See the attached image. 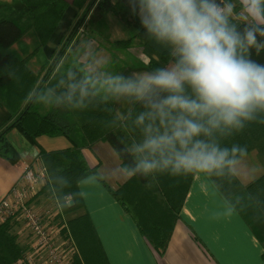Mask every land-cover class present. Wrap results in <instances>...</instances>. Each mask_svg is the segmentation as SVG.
<instances>
[{
  "label": "trees",
  "instance_id": "1",
  "mask_svg": "<svg viewBox=\"0 0 264 264\" xmlns=\"http://www.w3.org/2000/svg\"><path fill=\"white\" fill-rule=\"evenodd\" d=\"M86 1L73 0V3L82 8ZM23 2L19 9L10 6L0 9V101L14 116L0 131V156L13 163L19 159L18 151L6 137L11 128L20 131L32 144H37L40 136L63 134L69 138L71 145L67 148L46 150L40 147L39 151L47 175L41 193L59 205L58 217H63V214L82 205L79 180L96 173L94 168L88 166L82 149L99 140L107 141L117 152L124 169L133 165L134 158L126 149L140 138L135 117L144 110L139 102L134 101L129 113L120 119L114 111V95L110 93L102 97L98 94L96 83L86 72L85 65L78 61L73 46L81 40L92 38L100 48L110 50L113 55L116 52L129 55L138 64L146 63L151 70L173 62L174 53L163 51L160 54L161 63L152 60L143 62L138 57L139 52L135 51L149 44V35L132 15L128 0H89L83 14L40 78L39 73L35 74L27 66V59L33 53L18 58L10 46L26 32L34 30L38 38L35 53L48 41L68 3L66 0ZM224 3L234 4L233 15L230 17L232 24L243 28L250 23L240 15L242 9L239 0H224ZM110 13L122 21L128 32L126 38L112 40L107 18ZM81 26L82 31L73 42L68 60L62 61L57 67ZM260 39L264 41V37ZM250 51L254 60L264 63V44H257ZM72 84L84 86L87 95H82L78 87L69 100ZM215 136L220 147L231 149L237 146L243 148L244 152L233 154L230 151L229 159L233 163L207 174L251 226L256 236L264 242V112H257L256 118L244 122L240 130H232L226 136L216 133ZM252 151L263 172L257 178L243 183L237 177L234 165L240 157ZM193 174L154 175L146 179L136 176L129 178L118 189L110 191L130 215L140 234L159 255H163L166 250ZM147 184L151 186L147 187ZM63 221L74 236L80 252L71 264H109L87 213L67 220L63 218ZM14 225L11 220L0 222V264H12L22 253L16 235L12 232Z\"/></svg>",
  "mask_w": 264,
  "mask_h": 264
},
{
  "label": "clouds",
  "instance_id": "2",
  "mask_svg": "<svg viewBox=\"0 0 264 264\" xmlns=\"http://www.w3.org/2000/svg\"><path fill=\"white\" fill-rule=\"evenodd\" d=\"M128 2L146 34L174 53L170 64L104 82L144 108L135 117L140 138L126 149L134 158L128 178L210 173L233 163L229 152L244 149L220 147L215 134L229 135L264 112V63L250 51L264 44V0H239L250 20L243 28L231 23L234 4L224 0ZM78 87L87 95L72 84L69 100Z\"/></svg>",
  "mask_w": 264,
  "mask_h": 264
},
{
  "label": "crops",
  "instance_id": "3",
  "mask_svg": "<svg viewBox=\"0 0 264 264\" xmlns=\"http://www.w3.org/2000/svg\"><path fill=\"white\" fill-rule=\"evenodd\" d=\"M66 2L68 6L62 18L43 47L34 53L38 38L33 30L26 32L10 46V50L18 58H25L33 53L27 59V66L35 74L39 73L40 78L77 19L83 14L89 0L82 8L75 6L73 0H66ZM23 4V0H0V9L3 6L19 9ZM240 15L243 19L250 21L243 10L240 11ZM107 18L112 40L124 39L128 36L118 17L110 13ZM82 27L65 50L57 67L62 61L68 60L73 42L80 36ZM73 51L78 61L85 65L86 72L96 83L98 94L102 97H107L111 93L108 85L104 83L109 77L117 75L135 77L136 73L131 71L133 69L147 67L151 70L146 63L138 64L129 55L121 52L113 55L110 50L100 48L97 41L92 38L87 41L81 40L73 46ZM163 51L173 53L170 47L157 43L149 36V44L140 51L136 50L135 53L139 52L138 57L143 62L152 60L161 63L160 54ZM114 60H120V66L110 65ZM170 63L172 62L167 64ZM134 101L135 99L128 97L114 96L116 115L123 119L131 110ZM13 119L14 116L0 101V131ZM6 137L18 151L19 159L13 163L0 156V201L10 194L12 189L21 186L19 179L26 166L30 165L35 169L45 168L39 156L40 147L55 150L71 145L69 138L63 134L40 136L37 144H32L16 128H11ZM82 153L88 166L94 168L96 173L79 180L78 190L82 205L63 214V218L67 220L87 213L109 264H264V242L256 236L251 226L230 204L207 173L194 172L166 250L163 255H159L140 234L130 215L110 192L118 189L129 179L111 144L99 140L89 147H84ZM240 162L238 160L237 164ZM257 162L255 178L263 172L259 161ZM245 179H248V176ZM43 201L56 205L54 200L41 193V190L32 199V205L39 210L48 209L49 207H43ZM53 208L60 210L59 205ZM75 210L78 214L71 215ZM12 232L16 235L17 244L23 250L28 243L25 232L21 231L19 225H14ZM72 238L78 256L80 255L78 244L74 236Z\"/></svg>",
  "mask_w": 264,
  "mask_h": 264
},
{
  "label": "built area",
  "instance_id": "4",
  "mask_svg": "<svg viewBox=\"0 0 264 264\" xmlns=\"http://www.w3.org/2000/svg\"><path fill=\"white\" fill-rule=\"evenodd\" d=\"M46 179L45 168L28 165L20 176L19 188L0 201V222L11 220L25 232L28 243L12 264H71L77 248L60 210L36 209L32 199Z\"/></svg>",
  "mask_w": 264,
  "mask_h": 264
},
{
  "label": "rangeland",
  "instance_id": "5",
  "mask_svg": "<svg viewBox=\"0 0 264 264\" xmlns=\"http://www.w3.org/2000/svg\"><path fill=\"white\" fill-rule=\"evenodd\" d=\"M33 32H34V30H33ZM38 57H40V56H38ZM120 64H121L120 60H114L111 62L110 65L118 67V66H120ZM43 110H45V108ZM238 160H240L241 162L239 164L234 165V170L236 172L237 177L242 182H246V180L249 181V180H251L257 176L256 175V172H257L256 169L258 168V166H257L258 159H257L254 152H249V153L245 154L243 157H240ZM255 160H257V161H255ZM247 176H248V179H245V177H247ZM42 204H43V207H49V208L56 206V205L49 203V202H46V201H43ZM77 212L78 211H76V210L72 211L71 215H73V216L77 215L78 214Z\"/></svg>",
  "mask_w": 264,
  "mask_h": 264
}]
</instances>
